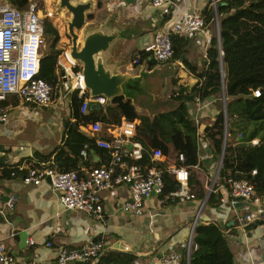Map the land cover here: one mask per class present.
<instances>
[{
  "label": "crops",
  "instance_id": "0c3cea01",
  "mask_svg": "<svg viewBox=\"0 0 264 264\" xmlns=\"http://www.w3.org/2000/svg\"><path fill=\"white\" fill-rule=\"evenodd\" d=\"M117 6L121 8L120 20L139 22L142 29L138 37L131 39V54L125 52L127 41L124 43L123 54L128 60L119 67L123 73H137L147 60L131 69V58L152 40L158 29L170 25V18L184 13L204 17V29L183 38L179 56L165 63L175 68L174 75L168 79V85L171 78H174L177 80L174 88H186L184 93L189 117L193 123L195 117L200 121L197 129L212 122L219 111L217 96L200 100L198 95L190 93V88L197 82L194 69L202 67L212 40L218 36L216 0H176L170 16L155 10L149 0H132L129 3L119 0ZM67 44L62 46L66 47ZM68 87L67 82H61L57 94L51 97L49 104L43 106L24 103L13 94L0 101V114L7 115L6 121L0 120V242L5 244L6 253L14 256L11 264H57V254L62 248H76L95 239L104 241V253L95 261L76 264H164L162 256L167 251L180 253L183 262L188 263L190 252L195 248L193 236L196 224L210 221L217 222L228 238L233 252V264H264V207L255 208L254 219L244 222L241 220L243 213L254 210L253 206L208 202L210 193H213L210 191L212 183H208V177L211 171V176L216 175L223 143L221 151L215 153L210 143L199 134L195 141L197 162L189 164L191 168L188 170V179L190 187L191 170L194 179L199 182L198 189L202 194L197 195L190 188L195 193L193 199L181 201L151 192L143 198L141 212L125 211L123 206L131 202L129 187L127 184H117L102 191L103 211L96 218L77 209H63L48 178L38 185L25 184L20 169L23 163L52 160L57 168L55 158L60 150L64 154L63 161L74 164L73 169H87L89 165L105 160L99 149L82 146L73 152L63 142L67 126L74 122ZM189 96H193V99L187 100ZM107 107H93L98 111L97 119L119 122L124 117L118 108L111 111ZM91 109L89 107L88 112ZM135 111L139 116H148L144 110L135 108ZM224 116L226 120L225 113ZM139 122V118L134 119L136 127ZM84 125H80V130L90 135L83 128ZM103 135L106 134H98ZM123 143L128 147V142ZM164 144L167 148L165 152L161 149L164 156L158 166L175 165L178 151L169 142ZM232 144L236 146L238 142ZM73 158H76L75 162ZM9 195L15 197L12 208L6 204ZM29 239L34 243L29 244ZM47 241H51L50 246L46 245ZM182 243L189 246V249L181 246ZM112 257L121 260L112 263L102 261V258L106 260ZM128 257L132 258L127 262Z\"/></svg>",
  "mask_w": 264,
  "mask_h": 264
},
{
  "label": "built area",
  "instance_id": "2783aa9c",
  "mask_svg": "<svg viewBox=\"0 0 264 264\" xmlns=\"http://www.w3.org/2000/svg\"><path fill=\"white\" fill-rule=\"evenodd\" d=\"M149 2L155 10H159L165 16H170L176 6V0H149ZM50 16L51 12L42 10L36 0H31L23 9L14 7L8 0H0V101L13 94L27 104L43 106L51 102V85L38 77L40 57L46 40L43 18ZM170 20V25L158 29L152 40L141 49L157 64L168 62L173 58L172 35L185 38L197 30H203L206 24L202 15L194 13L180 14ZM67 51L66 46L58 57V75L61 82L68 83L69 90H77L78 94L82 95L87 90L82 84L81 66L69 58ZM139 63L140 55L136 54L131 58L129 66L133 69ZM253 94L257 96L259 91L255 90ZM82 97L80 105L82 114L88 113L92 102L100 107H104L106 103L104 97H93L88 92ZM116 108L118 106L115 103L107 107L111 111ZM194 119L195 125L199 126V119L196 117ZM0 120L6 121L7 115L0 114ZM83 128L94 137V148L102 151V155L105 156L104 161L91 164L83 170H59L52 160L31 161L23 163L20 167L23 172L22 181L25 184L38 185L48 178L51 189L58 194L63 209H77L96 218L100 217L103 211L102 191L117 184H127L129 187L131 202L123 206L125 211L141 212L143 198L151 192H156L164 198H176L181 201L195 198L188 179V170L191 165L163 163V166H158L164 156L161 148L146 149L140 142L132 139L137 131L134 120L126 121L125 117L119 122L111 119L107 122L95 119ZM100 133L109 134L112 139L98 136ZM223 135L224 145L225 130ZM240 138L239 133L235 142H238ZM122 142H128V147ZM255 143L257 139L251 140V144ZM231 145L235 146V144ZM144 153L149 163L142 162ZM223 155L222 152L210 191L218 195L220 205L235 206L244 203L253 206L254 210L243 213L241 217L242 221L250 222L256 215L255 208L262 206V197L256 193L254 184L247 177H243L242 174L246 172L236 168V161L222 170ZM177 158L181 162L184 161V155L181 152H178ZM164 173L173 174L177 181L176 189L167 194L163 193ZM255 173V169L250 171V175ZM237 175L242 176L237 177ZM14 201V195H9L7 206L12 208ZM28 243L34 242L29 239ZM46 245L50 246L51 241H47ZM181 246L189 249L185 243ZM104 251L105 243L101 239H95L76 248H62L57 254V264L95 261ZM13 262L14 256L7 254L5 244L0 242V264ZM162 262L182 264V257L178 252L167 251L162 256Z\"/></svg>",
  "mask_w": 264,
  "mask_h": 264
},
{
  "label": "trees",
  "instance_id": "16d2710c",
  "mask_svg": "<svg viewBox=\"0 0 264 264\" xmlns=\"http://www.w3.org/2000/svg\"><path fill=\"white\" fill-rule=\"evenodd\" d=\"M31 0H8L14 7L23 9ZM37 4L38 1L36 0ZM39 6V4H38ZM216 11L219 22L220 48L217 39L214 38L207 50L206 61L202 67L194 69L197 82L190 88V93L198 95L204 100L212 95L222 92L224 86L226 100V121L228 131H240L241 138L236 146L225 144L222 160V170L230 167L236 161V168L246 173L253 184L258 195L262 197L264 207V0H216ZM91 17V16H90ZM45 39L49 41L46 52L40 57V69L38 77L44 79L51 85L52 95L57 94L61 85L58 75V57L64 46L57 45L59 32L50 17H44ZM184 39L176 35L171 36L173 59L179 56L180 46ZM222 51V55H220ZM140 62L147 60L148 67H153L156 62L148 60V55L142 50L137 51ZM223 73L221 72V62ZM223 74V82H222ZM176 79L171 78L166 96L174 103V107L153 117L137 115L130 101L123 97L112 100L116 103L121 115L126 121L139 118L137 131L132 136L133 140L141 143L143 148L160 147L165 152L169 142L172 147L184 155V161H177V165L195 164L196 136L199 134L205 141L210 143L213 151L219 153L222 149L225 116L219 110L213 117L212 122L197 129L191 121L186 105L185 87L174 88ZM258 90L255 96L253 91ZM77 90H70V101L72 117L74 122L70 123L65 130L63 142L73 152L86 144L87 149L94 147V137L80 130V125L87 124L97 119V109L92 108L87 114L80 112L83 95ZM118 120V119H117ZM230 133L227 137H230ZM102 137L110 140L109 134ZM229 139V138H228ZM257 139V143L251 144V140ZM61 150L56 154V163L59 170L73 169L74 164H66L63 161ZM72 161H76L73 158ZM62 162V164L60 163ZM143 163H149L146 154H143ZM255 169L256 173L250 175ZM222 173V172H221ZM242 175H237L240 177ZM247 175V176H246ZM163 193H169L176 189L177 181L170 173H164ZM190 188L197 195L199 182L194 179L193 171L190 170ZM218 203V195L210 193L208 202ZM193 248L190 252L188 263L182 264H233V252L229 246V240L219 224L215 221L198 222L194 228ZM132 257H128L127 262ZM121 259H103L105 263L118 262Z\"/></svg>",
  "mask_w": 264,
  "mask_h": 264
},
{
  "label": "water",
  "instance_id": "95a60500",
  "mask_svg": "<svg viewBox=\"0 0 264 264\" xmlns=\"http://www.w3.org/2000/svg\"><path fill=\"white\" fill-rule=\"evenodd\" d=\"M124 1L129 3L132 0ZM94 7L95 0H57L56 5L57 12L64 10L66 33L69 36L67 53L71 60L81 66L84 88L93 97H104V106L116 97H123L129 100L134 108L144 110L148 116L163 112L168 100V79L174 75L175 68L170 63L149 68L147 61H144L137 73L121 72L119 67L128 60L123 54L124 43L142 33L140 23L120 20V7L110 13L98 15L95 21H90L88 17ZM217 44L220 48L219 25ZM220 52L222 55V51ZM148 60H152V57L149 56ZM220 62L223 73L221 58ZM221 93L225 101L224 86ZM192 97H187V100H192ZM93 107L98 105L92 102L90 108ZM223 113L226 115L225 104Z\"/></svg>",
  "mask_w": 264,
  "mask_h": 264
},
{
  "label": "rangeland",
  "instance_id": "374dc122",
  "mask_svg": "<svg viewBox=\"0 0 264 264\" xmlns=\"http://www.w3.org/2000/svg\"><path fill=\"white\" fill-rule=\"evenodd\" d=\"M39 7L44 10L45 12H51V16L50 19L53 22V24L56 26L58 32H59V42L57 43V45H63L66 44L69 41V36L66 33V23L64 21V17H63V12H57V0H37ZM119 0H110L108 2L103 1V0H95V7L94 10L92 11V13L89 14L88 20L90 21H95L96 17L99 15H102L104 13H110L111 11H114L118 8L117 3ZM91 16V17H90ZM218 22V20H217ZM217 22H215V25H217ZM219 23V22H218ZM217 29V26H216ZM133 42L127 41L124 48L126 49L125 52L128 54H131L132 52V45ZM49 47V41L46 38L45 40V45L42 49V52H46L48 50ZM217 101L216 104L219 108V110H223L222 107H224V104L226 105V100L224 101L223 97H222V93L217 94ZM52 97L54 98V95H52ZM167 97V96H166ZM174 105V103L172 102V100L170 98H168L166 104L163 107V110L165 111L167 108H171ZM118 112H120L118 110ZM118 119V118H117ZM226 137L228 136V134L230 133L228 131V122L226 121ZM240 133V131L235 130L232 133H230V137H227V144H232L235 143L236 141V137L238 136V134ZM229 138V139H228ZM224 139V136H223ZM224 141V140H223ZM213 171H211V175H212ZM209 174V179H208V183H213V181L215 180V176H211ZM213 177V179H212Z\"/></svg>",
  "mask_w": 264,
  "mask_h": 264
}]
</instances>
